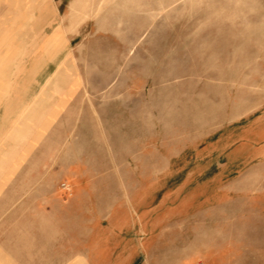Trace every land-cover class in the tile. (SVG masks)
<instances>
[{"label": "rangeland", "instance_id": "374dc122", "mask_svg": "<svg viewBox=\"0 0 264 264\" xmlns=\"http://www.w3.org/2000/svg\"><path fill=\"white\" fill-rule=\"evenodd\" d=\"M73 1L0 0V261L264 264V0Z\"/></svg>", "mask_w": 264, "mask_h": 264}, {"label": "crops", "instance_id": "0c3cea01", "mask_svg": "<svg viewBox=\"0 0 264 264\" xmlns=\"http://www.w3.org/2000/svg\"><path fill=\"white\" fill-rule=\"evenodd\" d=\"M35 17L37 18V16ZM37 27H39V30L42 29L41 21H39L38 25L34 28L35 31L38 30ZM36 41L37 39L34 42V46H36V49L40 46L41 49L42 42L39 44V42L37 43ZM22 202H25V199H19L17 205L20 207L26 206V203L21 204ZM7 205L10 206V204ZM36 205L39 206L40 204L36 203ZM99 243L100 241H94L91 243L90 240H87L84 246L77 247L69 246V244H64L63 247L55 246L50 250L48 249L49 252L44 253L42 242H36V246L33 252L24 250V252L20 253L17 256L15 254H11V256L10 254H8V257H12V259L9 258L8 261L3 254V259L1 260L2 263L0 261V264H128L129 260L127 259L129 258L127 256V259L125 261L121 259L118 262H111V260L109 261L107 258L106 249L101 247Z\"/></svg>", "mask_w": 264, "mask_h": 264}, {"label": "bare ground", "instance_id": "6f19581e", "mask_svg": "<svg viewBox=\"0 0 264 264\" xmlns=\"http://www.w3.org/2000/svg\"><path fill=\"white\" fill-rule=\"evenodd\" d=\"M78 0H74L73 2H72V6H71V13L70 14H67L66 15V19H69L70 20V22L72 21V10H73V8H74V6H75V3L77 2ZM77 16V15H76ZM62 27H63V25H62ZM64 66H66V61L65 60H63V62L61 63V65H59V69L58 70H56L55 72H60V71H63L64 69H63V67Z\"/></svg>", "mask_w": 264, "mask_h": 264}]
</instances>
